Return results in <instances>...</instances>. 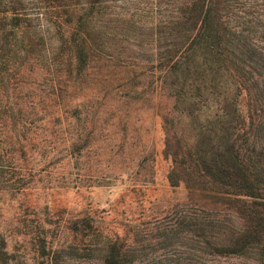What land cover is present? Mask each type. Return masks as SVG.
<instances>
[{"label": "trees", "instance_id": "trees-1", "mask_svg": "<svg viewBox=\"0 0 264 264\" xmlns=\"http://www.w3.org/2000/svg\"><path fill=\"white\" fill-rule=\"evenodd\" d=\"M135 1L143 8L0 0V192L21 195L43 164L68 166L89 151L95 60L103 82L123 72L133 95L140 68L172 99L167 182L188 202L171 208L155 238L181 252L148 262L136 235L106 238L102 263L264 264V0ZM74 224L76 236L100 237L89 217ZM7 247L0 238V264L13 262ZM35 249V264L55 263L51 238Z\"/></svg>", "mask_w": 264, "mask_h": 264}, {"label": "rangeland", "instance_id": "rangeland-1", "mask_svg": "<svg viewBox=\"0 0 264 264\" xmlns=\"http://www.w3.org/2000/svg\"><path fill=\"white\" fill-rule=\"evenodd\" d=\"M121 4L123 11L144 6L135 0ZM152 10L147 5L148 20ZM93 65L88 102L97 122L86 133L89 151L68 166L61 165L59 157L43 164L21 195L0 192V238L8 240L12 264H35V241L44 235L56 245L54 264H103L97 249L106 238L131 240L135 235L148 262L181 252L155 238L171 208L188 202L183 186L172 188L167 182L165 121L172 99L165 90L155 89V75L143 74L140 68L133 69L140 79L133 95L122 88L123 72L103 82L102 60ZM49 131L58 137L57 128ZM87 217L100 232L97 240L82 239L72 231L75 222Z\"/></svg>", "mask_w": 264, "mask_h": 264}]
</instances>
